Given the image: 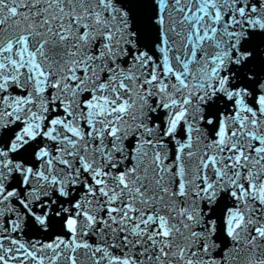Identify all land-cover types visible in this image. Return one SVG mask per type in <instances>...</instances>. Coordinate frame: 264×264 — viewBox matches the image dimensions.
<instances>
[{
  "label": "snow or ice",
  "instance_id": "6c2138e0",
  "mask_svg": "<svg viewBox=\"0 0 264 264\" xmlns=\"http://www.w3.org/2000/svg\"><path fill=\"white\" fill-rule=\"evenodd\" d=\"M0 264H264V0H0Z\"/></svg>",
  "mask_w": 264,
  "mask_h": 264
}]
</instances>
